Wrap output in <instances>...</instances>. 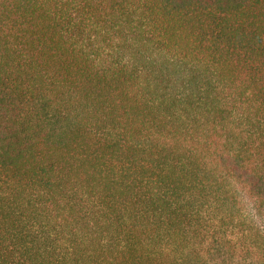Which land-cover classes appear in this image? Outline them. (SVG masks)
<instances>
[{
  "label": "trees",
  "instance_id": "trees-1",
  "mask_svg": "<svg viewBox=\"0 0 264 264\" xmlns=\"http://www.w3.org/2000/svg\"><path fill=\"white\" fill-rule=\"evenodd\" d=\"M0 264H264V0H0Z\"/></svg>",
  "mask_w": 264,
  "mask_h": 264
}]
</instances>
